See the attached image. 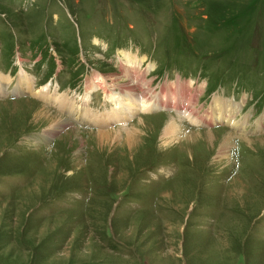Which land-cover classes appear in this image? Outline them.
I'll return each instance as SVG.
<instances>
[{"label": "rangeland", "instance_id": "obj_1", "mask_svg": "<svg viewBox=\"0 0 264 264\" xmlns=\"http://www.w3.org/2000/svg\"><path fill=\"white\" fill-rule=\"evenodd\" d=\"M0 264H264V0H0Z\"/></svg>", "mask_w": 264, "mask_h": 264}, {"label": "bare ground", "instance_id": "obj_2", "mask_svg": "<svg viewBox=\"0 0 264 264\" xmlns=\"http://www.w3.org/2000/svg\"><path fill=\"white\" fill-rule=\"evenodd\" d=\"M126 60L128 61V63L133 64V60L131 58H127ZM127 70H128L127 73H129L131 71V68H128ZM133 71H135L133 74V77L137 81H140V78L142 76V73L140 72V70H138L137 68H133ZM107 81L108 80H105L104 77H102L100 75L96 76L93 79V82H96L98 88L101 87L102 89H105L107 91V94H108L107 98L112 103L115 104V106H114L115 108H113L111 111L103 113L102 115L99 114L97 116L94 114V109L90 107L91 102H89L87 97H86L85 99H83V105H81L77 109V112L81 114L82 123H86L89 125H99L102 127V126H106V124H110L111 122H114V123L124 122L123 119H129V116L135 110V108H136L135 104L139 100L140 97H142L144 99L143 100V103H144L143 109H145V110L146 109H152V108H159V107L163 106V102L160 98L155 99V96H153V95H152V98L149 97L148 94L150 92L144 91L145 89L143 87L140 89L139 94L137 93L138 95H136L133 93L134 88H137V87H134L136 84H134L132 86V85H130L131 84V82H130V83H128L129 87L127 88V91H129V93L127 92L126 94H124L123 91H125L126 89L124 90V88L118 87V89L121 90V93L118 94L116 88H115V91H114V89L113 90H107L106 89L107 88V86H106ZM29 82L30 81H26V85H29ZM182 86L183 85H180L177 87V91L175 94H178L180 99L183 97L184 99H186L190 102L192 97H193L190 94L192 92V90L190 89V85L187 83H184L183 89H182ZM187 86L189 87V89ZM170 87H172V86H169L168 88H170ZM108 88L110 89V87H108ZM161 90H160L161 93H163V92L168 93L167 92L168 90L166 91L163 89V92ZM178 95H174V96L176 98H178ZM194 97H196V95ZM70 101H71L70 99H67V98L65 99V97L60 96L58 99V103L60 105L59 108L65 109L69 113L73 112L76 109V106L74 105V102H70ZM196 102H197V100H196ZM175 103H176L177 111L179 113H181L182 115H184V117L186 116V118L189 119L190 122L196 124L197 120L202 119L201 116L197 117L199 112H197L195 110L196 105L191 107L190 111L187 114L185 112V110H186L185 104H182L180 101L177 103V99H176ZM173 109H174V107H173ZM232 109H235V107H233V104H231V102H228V101L223 100L221 98H217L214 101V104L210 109V113H208L209 117H206L208 119V124L215 123V122L224 123L225 120L230 116L229 112H231ZM91 110H93V112ZM43 112L46 113V118L41 115V114H43ZM234 114H235V112H234ZM133 115H134V113H133ZM37 116L41 119L42 118L47 119L50 123V126L53 127L52 128L53 130L57 129V126L63 124V122H61L57 116H55L53 113H51L45 107H42V111H39V114L37 113ZM51 117H57V118H56V120H53V119H51ZM195 117H197V119ZM205 119H204V122H205ZM171 125L175 126L173 123Z\"/></svg>", "mask_w": 264, "mask_h": 264}]
</instances>
